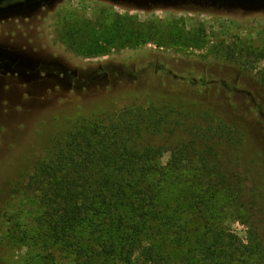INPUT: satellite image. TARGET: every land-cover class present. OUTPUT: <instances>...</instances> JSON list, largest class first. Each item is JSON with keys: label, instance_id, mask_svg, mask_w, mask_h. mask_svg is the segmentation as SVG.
Here are the masks:
<instances>
[{"label": "rangeland", "instance_id": "1", "mask_svg": "<svg viewBox=\"0 0 264 264\" xmlns=\"http://www.w3.org/2000/svg\"><path fill=\"white\" fill-rule=\"evenodd\" d=\"M2 20L0 264H87L40 236L34 195L13 190L72 121L129 106L178 115L181 143L191 129L213 128L216 159L243 190L240 202L216 193L226 215L215 229L231 236L237 259L257 243L264 258V61L246 55L264 47V2L52 0ZM202 224L190 219L193 239ZM168 250L179 262L180 247ZM134 264L147 262L137 254Z\"/></svg>", "mask_w": 264, "mask_h": 264}, {"label": "trees", "instance_id": "2", "mask_svg": "<svg viewBox=\"0 0 264 264\" xmlns=\"http://www.w3.org/2000/svg\"><path fill=\"white\" fill-rule=\"evenodd\" d=\"M246 55L264 61V47ZM259 78L264 84V68ZM181 124L155 106L79 116L13 192L34 195L40 236L72 247L87 264H134L137 254L147 264H263L259 243L243 246L238 260L231 236L215 229V219L226 215L216 193L229 191L240 202L243 190L216 159L213 128L191 129L181 143ZM198 215L203 231L193 239L187 227ZM173 245L180 247L179 262L169 255Z\"/></svg>", "mask_w": 264, "mask_h": 264}, {"label": "flooded vegetation", "instance_id": "3", "mask_svg": "<svg viewBox=\"0 0 264 264\" xmlns=\"http://www.w3.org/2000/svg\"><path fill=\"white\" fill-rule=\"evenodd\" d=\"M154 1H171V2H180V0H154ZM52 0H0V20L5 22L8 19V16H16L21 12H24L28 9H34L37 6H47ZM45 4V5H44ZM44 7L43 9H45ZM7 61V60H5ZM4 60L0 59V64L2 65Z\"/></svg>", "mask_w": 264, "mask_h": 264}, {"label": "water", "instance_id": "4", "mask_svg": "<svg viewBox=\"0 0 264 264\" xmlns=\"http://www.w3.org/2000/svg\"><path fill=\"white\" fill-rule=\"evenodd\" d=\"M212 1H217V0H212ZM232 1H234V0H232ZM235 2H237V3H252V4H254V3H259V2H264V0H235Z\"/></svg>", "mask_w": 264, "mask_h": 264}]
</instances>
